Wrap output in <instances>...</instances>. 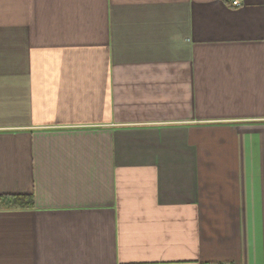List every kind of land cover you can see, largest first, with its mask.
<instances>
[{"label": "crops", "instance_id": "obj_1", "mask_svg": "<svg viewBox=\"0 0 264 264\" xmlns=\"http://www.w3.org/2000/svg\"><path fill=\"white\" fill-rule=\"evenodd\" d=\"M0 0V264H264V0Z\"/></svg>", "mask_w": 264, "mask_h": 264}, {"label": "trees", "instance_id": "obj_2", "mask_svg": "<svg viewBox=\"0 0 264 264\" xmlns=\"http://www.w3.org/2000/svg\"><path fill=\"white\" fill-rule=\"evenodd\" d=\"M0 205L3 207H32L33 199L28 194H2L0 195Z\"/></svg>", "mask_w": 264, "mask_h": 264}, {"label": "built area", "instance_id": "obj_3", "mask_svg": "<svg viewBox=\"0 0 264 264\" xmlns=\"http://www.w3.org/2000/svg\"><path fill=\"white\" fill-rule=\"evenodd\" d=\"M231 2H232L233 5H239L240 4L239 0H232Z\"/></svg>", "mask_w": 264, "mask_h": 264}]
</instances>
